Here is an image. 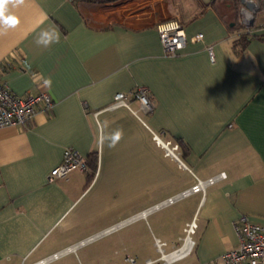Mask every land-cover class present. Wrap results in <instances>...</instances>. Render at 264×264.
Listing matches in <instances>:
<instances>
[{"label":"crops","instance_id":"1","mask_svg":"<svg viewBox=\"0 0 264 264\" xmlns=\"http://www.w3.org/2000/svg\"><path fill=\"white\" fill-rule=\"evenodd\" d=\"M3 11L0 78L19 95L49 91L54 105L0 128V264L35 262L118 222L49 264H145L160 256L157 238L173 250L192 220L194 250L170 264H224L234 222L264 219L263 12L238 27L230 0H3ZM173 18L187 43L167 55L156 26ZM138 85L151 112L130 94ZM117 92L147 125L112 106ZM152 131L180 145L184 164ZM66 146L96 152V169L49 182ZM220 172L204 192L151 209Z\"/></svg>","mask_w":264,"mask_h":264},{"label":"built area","instance_id":"2","mask_svg":"<svg viewBox=\"0 0 264 264\" xmlns=\"http://www.w3.org/2000/svg\"><path fill=\"white\" fill-rule=\"evenodd\" d=\"M258 11H262L264 15V0H257L256 3L246 2V6L242 8V22L249 25L250 20L253 23ZM264 28V21L261 24ZM157 31L161 43L167 55H177L178 51L187 43V35L185 26L179 18H173L157 24ZM196 39L202 40L203 34L198 33ZM209 54L211 59H214L213 50L211 47ZM9 69L8 64L3 63L0 72ZM130 94L140 103V110L143 112H151L155 107V100L147 86L138 85ZM129 95L125 92H117L114 95L113 107L126 106L131 109L137 117L145 124L146 122L138 114L137 110L130 107ZM54 105V100L49 91H40L37 93H27L19 95L13 92L6 83L0 78V128L4 127H19L25 126L32 122L38 108L50 109ZM152 138L155 143L163 148L165 154L184 164L180 156V146L172 139H164L162 136L152 131ZM86 156L73 146H66L63 150L61 162L54 167L47 175L49 182L55 181L58 178L68 176L75 170H88ZM227 177L226 172H220L217 175L206 179L196 177V183L191 188L185 189L178 194L168 197L159 204L154 205L151 209L161 208L170 205L180 198L190 195L194 192H204L206 187L215 184L219 180ZM125 222H118L97 234L89 236L79 243L69 246L63 250L55 252L45 258L39 259L28 264H49L50 262L61 258L70 251H75L79 245H84L92 242L104 234H108L119 229ZM234 228L238 237V244L234 248L227 250L222 254L224 264H264V219L254 220L248 215H241L235 222ZM198 229L196 220L187 223L184 228V236L182 242L171 251L165 250V242L160 239L155 240V245L160 253L157 259H148L145 264H170L180 260L191 252H193L196 241L194 235ZM127 260L134 262L133 258L127 257Z\"/></svg>","mask_w":264,"mask_h":264},{"label":"trees","instance_id":"3","mask_svg":"<svg viewBox=\"0 0 264 264\" xmlns=\"http://www.w3.org/2000/svg\"><path fill=\"white\" fill-rule=\"evenodd\" d=\"M88 1L105 2V1H114V0H88ZM230 1H232L234 5L235 18H236L235 24L238 27H243L245 24L242 22V8L245 6L246 0H230ZM236 1H238L240 5H238ZM245 37H246L245 35H242L241 38L244 39ZM97 160H98V156L96 152H93L86 157V162L91 172H93L96 169Z\"/></svg>","mask_w":264,"mask_h":264},{"label":"clouds","instance_id":"4","mask_svg":"<svg viewBox=\"0 0 264 264\" xmlns=\"http://www.w3.org/2000/svg\"><path fill=\"white\" fill-rule=\"evenodd\" d=\"M4 15V11H3V0H0V16ZM16 21H12V23L14 24ZM43 43H45V45H47V41H42Z\"/></svg>","mask_w":264,"mask_h":264},{"label":"rangeland","instance_id":"5","mask_svg":"<svg viewBox=\"0 0 264 264\" xmlns=\"http://www.w3.org/2000/svg\"><path fill=\"white\" fill-rule=\"evenodd\" d=\"M246 1L247 2H252V3H256L257 2V0H246ZM236 2L238 3V5H240V3L238 1H236ZM245 6H246V4H245ZM257 15L261 16V11H258V14Z\"/></svg>","mask_w":264,"mask_h":264},{"label":"water","instance_id":"6","mask_svg":"<svg viewBox=\"0 0 264 264\" xmlns=\"http://www.w3.org/2000/svg\"><path fill=\"white\" fill-rule=\"evenodd\" d=\"M253 24V20H250L249 25L251 26Z\"/></svg>","mask_w":264,"mask_h":264}]
</instances>
